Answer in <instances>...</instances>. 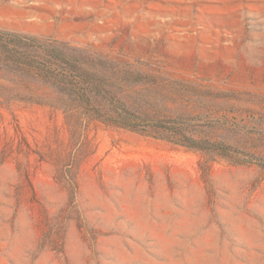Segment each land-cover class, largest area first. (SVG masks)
<instances>
[{
    "label": "rangeland",
    "instance_id": "374dc122",
    "mask_svg": "<svg viewBox=\"0 0 264 264\" xmlns=\"http://www.w3.org/2000/svg\"><path fill=\"white\" fill-rule=\"evenodd\" d=\"M0 32L109 99L0 51V264H264V166L243 162H264V0H0ZM115 101L137 129L98 118Z\"/></svg>",
    "mask_w": 264,
    "mask_h": 264
},
{
    "label": "trees",
    "instance_id": "16d2710c",
    "mask_svg": "<svg viewBox=\"0 0 264 264\" xmlns=\"http://www.w3.org/2000/svg\"><path fill=\"white\" fill-rule=\"evenodd\" d=\"M23 46L31 47L35 51H41L45 55L42 60L46 64L37 59H30L25 51L20 50ZM0 51L7 53L14 63L26 65L39 71L45 78L54 82L61 93L68 96L71 100L86 105L94 104L99 100H109L106 97L107 91L104 90L98 78L86 71L74 57L67 55L60 47L41 44L36 38L0 32ZM115 102L114 104H117V109L114 114V120L98 118L109 125L137 129V118L125 105L118 101ZM155 127L160 132L172 133V136L176 138L172 141L176 142V144L196 150L210 148L205 147L201 142L193 139L184 130L168 127L161 122H157ZM159 138L171 141L166 136ZM211 148L216 149V147ZM243 162L264 166V162L255 157H249V159Z\"/></svg>",
    "mask_w": 264,
    "mask_h": 264
}]
</instances>
